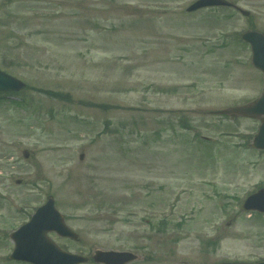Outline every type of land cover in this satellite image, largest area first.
<instances>
[{"label":"rangeland","instance_id":"obj_1","mask_svg":"<svg viewBox=\"0 0 264 264\" xmlns=\"http://www.w3.org/2000/svg\"><path fill=\"white\" fill-rule=\"evenodd\" d=\"M193 1L0 0V69L25 83L0 94V264H26L9 234L49 196L78 235L50 237L85 264L264 255V215L242 208L264 187L259 121L215 114L262 91L238 35L264 33V0Z\"/></svg>","mask_w":264,"mask_h":264},{"label":"water","instance_id":"obj_2","mask_svg":"<svg viewBox=\"0 0 264 264\" xmlns=\"http://www.w3.org/2000/svg\"><path fill=\"white\" fill-rule=\"evenodd\" d=\"M211 6L234 7L241 14L249 15L248 11L227 0H196L186 10L194 11ZM241 38L250 44L253 65L264 74V34L258 31H246L241 35ZM22 86V82L0 71V90H19ZM218 113L258 119L260 126L253 138L252 147L264 149V85L261 95L254 102L227 108ZM25 155L27 156V153ZM244 208L258 209L264 212V188L250 195L244 202ZM49 231H55L60 236L77 238V234L66 225L63 216L54 208L52 198H49L44 205L39 207L27 223L11 233L10 237L14 241V249L10 258L32 264H80L87 261V258L82 255L60 249L47 236ZM92 259L101 264H127L136 260L137 255L129 251L97 249L92 254Z\"/></svg>","mask_w":264,"mask_h":264},{"label":"flooded vegetation","instance_id":"obj_3","mask_svg":"<svg viewBox=\"0 0 264 264\" xmlns=\"http://www.w3.org/2000/svg\"><path fill=\"white\" fill-rule=\"evenodd\" d=\"M207 245L210 246L211 245L210 242H207ZM250 247H251L250 250H248L245 255H242V254H240L238 252H236L231 257L229 256V254H226L225 256L223 254L222 257L218 261H216V262H214L212 264H215V263H218V262H244V263H254L256 261L264 260V258H260L263 255H258V253H260L262 251L261 249L256 248L254 246H250ZM213 249L216 250L217 248H213Z\"/></svg>","mask_w":264,"mask_h":264},{"label":"trees","instance_id":"obj_4","mask_svg":"<svg viewBox=\"0 0 264 264\" xmlns=\"http://www.w3.org/2000/svg\"><path fill=\"white\" fill-rule=\"evenodd\" d=\"M21 106V105H20Z\"/></svg>","mask_w":264,"mask_h":264}]
</instances>
